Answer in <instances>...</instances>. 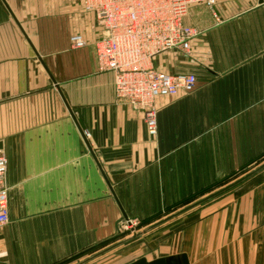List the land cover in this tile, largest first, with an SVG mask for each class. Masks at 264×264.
Returning <instances> with one entry per match:
<instances>
[{
	"label": "crops",
	"instance_id": "obj_1",
	"mask_svg": "<svg viewBox=\"0 0 264 264\" xmlns=\"http://www.w3.org/2000/svg\"><path fill=\"white\" fill-rule=\"evenodd\" d=\"M212 13L191 7L185 22L202 33L190 53L156 63L196 86L156 100L151 137L97 71L103 31L80 0H0V264H76L119 242L125 220L151 226L264 163V0H214ZM181 254L264 264V169L87 264Z\"/></svg>",
	"mask_w": 264,
	"mask_h": 264
},
{
	"label": "built area",
	"instance_id": "obj_2",
	"mask_svg": "<svg viewBox=\"0 0 264 264\" xmlns=\"http://www.w3.org/2000/svg\"><path fill=\"white\" fill-rule=\"evenodd\" d=\"M81 8L93 14L103 31L94 46L97 71L113 75L117 103L140 112L147 133L156 134V100L189 94L196 86L191 73H168L157 67L165 54L187 56L192 42L202 31L187 25L191 7L203 4L212 13L214 0H80ZM73 50L86 42L81 35L69 38ZM83 137L88 134L83 132ZM7 160L0 149V226L8 223L5 185ZM121 231L134 233L136 222L125 220Z\"/></svg>",
	"mask_w": 264,
	"mask_h": 264
},
{
	"label": "water",
	"instance_id": "obj_3",
	"mask_svg": "<svg viewBox=\"0 0 264 264\" xmlns=\"http://www.w3.org/2000/svg\"><path fill=\"white\" fill-rule=\"evenodd\" d=\"M264 169V163L260 164L259 166H257L256 168H254L253 170H251L250 172L244 174L243 176L239 177L238 179L232 181L231 183L225 185L224 187L212 192L211 194L205 196L204 198H201L200 200L172 213L171 215L167 216L166 218L152 224L151 226H148L146 228H144L141 231L138 232H134L133 234H131V236H128L126 238H124L123 240H120L119 242H117L116 244L109 246L91 256H89L88 258L81 260L80 262L76 263V264H87L103 255H105L106 253L128 243L131 242L137 238H140L141 236L147 234L148 232L156 229L157 227L175 219L176 217L220 196L221 194L231 190L232 188L238 186L239 184H241L242 182L246 181L247 179H249L250 177H252L253 175H255L256 173L260 172L261 170ZM131 264H188V260L187 257L183 254L181 255H175V256H170V257H165V258H158L155 259L153 261L147 262L145 258H140L134 262H132Z\"/></svg>",
	"mask_w": 264,
	"mask_h": 264
},
{
	"label": "rangeland",
	"instance_id": "obj_4",
	"mask_svg": "<svg viewBox=\"0 0 264 264\" xmlns=\"http://www.w3.org/2000/svg\"><path fill=\"white\" fill-rule=\"evenodd\" d=\"M1 149V148H0ZM245 173H237V175L235 176V179H238L239 177H241L242 175H244ZM232 181H234V180H232ZM189 205V204H188ZM175 211H177V210H175ZM124 223H122L121 225H123ZM136 231L135 232H138V231H141V230H143L144 228H146V226H144V225H141V224H139V222H136ZM131 234L132 233H130V232H128V231H121V227H119V232H118V236L120 235V238H121V240L122 239H124V238H126V237H128V236H131ZM119 238V239H120ZM106 247H108V246H106ZM105 247V248H106ZM105 248H102V249H99V248H93V252H92V254L91 255H93V254H95V253H97V252H99V251H101V250H103V249H105ZM90 255V256H91Z\"/></svg>",
	"mask_w": 264,
	"mask_h": 264
},
{
	"label": "trees",
	"instance_id": "obj_5",
	"mask_svg": "<svg viewBox=\"0 0 264 264\" xmlns=\"http://www.w3.org/2000/svg\"><path fill=\"white\" fill-rule=\"evenodd\" d=\"M258 165V164H257ZM235 178H231V180L230 181H232V180H234ZM236 180V179H235ZM229 183V182H228ZM189 203V202H188ZM188 203H186V204H183V205H181V206H179V207H185V206H187L188 205ZM174 211V210H173ZM67 263V262H66ZM65 264V263H64Z\"/></svg>",
	"mask_w": 264,
	"mask_h": 264
}]
</instances>
